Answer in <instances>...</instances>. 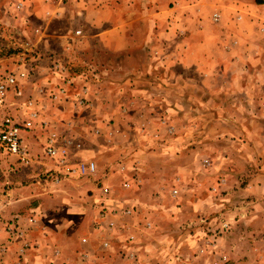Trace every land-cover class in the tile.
I'll list each match as a JSON object with an SVG mask.
<instances>
[{
    "label": "rangeland",
    "instance_id": "rangeland-1",
    "mask_svg": "<svg viewBox=\"0 0 264 264\" xmlns=\"http://www.w3.org/2000/svg\"><path fill=\"white\" fill-rule=\"evenodd\" d=\"M56 1L59 7H37L40 0H3L0 7V57L28 72L23 99L32 100L37 112L23 131L29 161L8 155L0 163L1 237H7L5 224L16 220L26 235L33 231L28 238L35 244L43 220L26 226L25 219L7 216L50 194L44 217L57 218L48 221L54 243L45 259L38 256L40 264H67L71 246L85 235L98 255L93 264H264V125L256 121L258 111L244 109L252 137L243 148L234 137L238 125L226 124L229 119L206 124L211 109L196 115L201 110L183 104V93L127 76L165 51L143 46L140 20L126 49L116 50L91 42L100 27L86 28L88 6L111 0ZM92 81L104 108L89 110ZM238 95L244 94L223 98L235 102ZM255 95L264 111V95ZM25 109L3 111L18 110L22 119L28 117ZM234 110L237 116L243 109ZM218 133L219 139L211 138ZM50 139L65 149L66 164L92 159L94 171L66 175V164L43 151ZM91 182L99 190L87 187ZM14 239L10 245L18 248L21 239ZM16 258L5 254L3 264Z\"/></svg>",
    "mask_w": 264,
    "mask_h": 264
},
{
    "label": "crops",
    "instance_id": "crops-1",
    "mask_svg": "<svg viewBox=\"0 0 264 264\" xmlns=\"http://www.w3.org/2000/svg\"><path fill=\"white\" fill-rule=\"evenodd\" d=\"M2 1L0 0V7L3 6ZM111 1L109 5L99 8H95L97 6L93 5L88 6L89 8L85 11L86 28L100 27L97 31L98 37L91 38V42L97 40L104 45H114L116 50L126 49V46L129 45L130 35L137 27L135 21L140 20L141 28L145 32L143 46L151 47L152 51L156 47L160 48L162 52L165 50L163 52L165 55L155 57L152 54L143 64V68H138L130 73L125 72L128 73L127 76L133 77V80L136 77L139 80L140 78L146 79L149 83L153 82V85L161 87L163 91L183 93V104L187 100L190 103H185V105H191L194 110H201L196 115H202L204 107L211 109L208 114L210 117H206V124L213 123L219 117L224 120L229 119L232 123L226 124L238 125L236 128L239 133L234 137L239 139V146L241 144L244 148L252 137L245 121L247 119V122H250L249 115L245 114L244 109H250L253 106L258 111L256 121L264 125V118L258 119L259 116H264V111L257 106L259 97L255 95L256 93H259L261 97L264 95V0ZM37 7H59V5L56 0H48L46 3L44 0H40V5ZM101 7L106 8L102 9ZM215 13L218 15L217 18L213 16ZM88 38L90 37L87 36L85 39ZM40 44H43V41ZM157 58H165V62L169 63L161 65L156 63V65L154 62ZM173 64H177L180 69L178 71L173 69ZM95 67L97 68V66ZM103 68L104 64H101L97 68V74H100ZM88 87H90L89 98L91 100L89 110L99 105L104 108L107 103H104L103 99H98L100 88H97L93 81L89 83ZM122 90L129 92L127 87ZM137 90L140 89L137 88ZM224 93H242L244 95H238L235 102H230L224 100ZM187 94L192 96L185 98L184 95L187 96ZM247 96L251 97L247 98ZM235 107L243 109L237 116H233ZM224 108H228L229 115H226ZM217 112H221L222 115ZM90 117L95 118L92 115ZM219 134L212 135L211 138L219 139ZM22 135L24 142L26 135L23 132ZM66 180L74 181L73 178ZM59 182L57 185L60 184ZM97 185L91 182L87 187L99 190ZM48 196L50 194L35 197L34 202L27 209L25 208L24 212L13 215L6 214H9L7 216L9 218L21 217V219H25L26 226L29 225V219L37 217H40L44 224L36 230L39 232L37 246L32 239L28 238L29 233H33L31 230L28 235H25L29 244L22 255H18L17 247L13 248L10 245L6 255L17 258L11 262L8 260L9 264H40L41 258L45 259L46 248L52 246L51 242L54 243L49 237L48 221L51 218L57 220L54 217H44L47 213ZM2 199L0 197V200ZM1 208L3 210V207ZM29 209L35 211L36 214ZM88 239L89 236L85 235L83 242H79L80 238L79 245L73 248L71 246L72 254L67 264L97 262L98 255L95 249L90 246V243L85 244ZM19 244L20 242L17 243V245ZM52 249L60 251L59 247L55 245ZM38 256L39 261H37ZM41 264L51 263L44 260Z\"/></svg>",
    "mask_w": 264,
    "mask_h": 264
},
{
    "label": "built area",
    "instance_id": "built-area-1",
    "mask_svg": "<svg viewBox=\"0 0 264 264\" xmlns=\"http://www.w3.org/2000/svg\"><path fill=\"white\" fill-rule=\"evenodd\" d=\"M217 18V14H213ZM28 75L26 70H17L11 68L4 63V58L0 57V163L5 161L6 156L13 155L22 162L29 161L28 151L23 142L22 132L32 127L34 120L37 118V112L33 109L32 100L26 101L23 99L24 81ZM14 95L16 98H14ZM17 106L25 107L28 110V117L20 119L17 111L4 112L5 108L16 109ZM44 153L54 158L59 164H66L67 153L65 149L57 147L53 139H50L43 148ZM68 174L74 172H92L96 165L94 160L86 159L78 163L66 164ZM106 191V189L104 190ZM34 219H29L33 221ZM7 237L4 239L0 234V264L4 263V256L7 253L11 244V239L20 238L18 245V255H22L25 248L28 246V241L25 238V229L20 228L16 220H10L4 226ZM15 240V239H14Z\"/></svg>",
    "mask_w": 264,
    "mask_h": 264
}]
</instances>
